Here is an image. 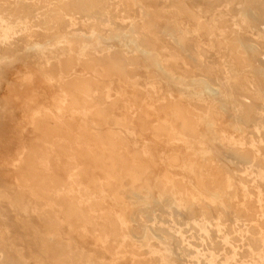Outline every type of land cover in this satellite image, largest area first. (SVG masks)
I'll list each match as a JSON object with an SVG mask.
<instances>
[{
	"label": "bare ground",
	"instance_id": "obj_1",
	"mask_svg": "<svg viewBox=\"0 0 264 264\" xmlns=\"http://www.w3.org/2000/svg\"><path fill=\"white\" fill-rule=\"evenodd\" d=\"M119 1L0 0V38L20 34L25 53L50 78L63 82L69 99L62 108L71 114L65 124L69 132L58 121H35L47 131L50 143L41 151L44 167L32 166L34 173L51 170L49 155L56 161L64 157L63 172L73 178V187L81 188L92 215L89 227L100 236L117 238L122 233L145 256L142 264H175L174 257L185 254L195 255L194 264H216L220 249L235 250L238 243H247L254 262L264 264V50L241 34L249 22L258 28L256 12L240 5L232 19L210 29L222 50L218 68L224 76L211 81L189 68L181 23L162 21L167 43L160 45L155 35L160 18L154 10L140 5L137 13L123 17ZM236 15L240 21L234 20ZM77 24L81 31L64 32V26ZM38 32L40 39L35 40ZM88 72L116 75L121 90L134 93L136 126L140 134L152 130L153 143L132 149L117 133L103 138L75 127V116L93 125H132L127 108L115 117L94 101L96 83ZM55 136L59 145L53 142ZM213 152L234 155L243 172L230 170ZM156 167L186 169L188 174L178 178L162 173L153 179L148 170ZM42 181L57 184L53 177ZM209 196L216 201V221L206 205ZM194 201L201 218L185 222L176 210L181 206L192 213ZM61 207L79 219L73 201ZM228 210L236 229L227 222ZM201 252L206 254L199 257ZM8 263L27 261L12 256Z\"/></svg>",
	"mask_w": 264,
	"mask_h": 264
},
{
	"label": "rangeland",
	"instance_id": "obj_2",
	"mask_svg": "<svg viewBox=\"0 0 264 264\" xmlns=\"http://www.w3.org/2000/svg\"><path fill=\"white\" fill-rule=\"evenodd\" d=\"M137 1L134 5L128 0L119 1L120 15L125 17L128 13H137L140 5L154 10L160 18L155 34L160 45L167 43L164 31H161L162 21L174 20L181 23L182 41L187 50L185 56L190 63L189 68L197 74H206L211 81L216 78L223 80L224 76L218 68L222 50L218 48L217 38L210 34V29L214 26L218 30L219 22L232 19L240 5L242 8L249 6L256 12L258 25V28H251L250 22L243 24L249 28L242 26V36L264 50V32L260 33L264 27V0ZM118 14L114 12L115 16ZM239 18L241 16L236 15L234 20L240 21ZM136 20L141 21L140 17ZM63 30L79 32L81 26H64ZM39 39L38 32L35 40ZM260 61L261 64L264 63L262 59ZM195 67L202 70L199 72ZM77 74L81 72L77 71ZM88 74H91L96 83L94 101L110 108L115 117L119 110L127 108L133 118L132 125L126 128L102 123L93 125L89 119L83 122L80 117L75 116V127H84L88 134L97 132L103 138L117 133L128 141L132 149H141L144 144L153 143L152 130L140 134L134 120L135 95L121 90L118 76L102 77L90 72ZM68 101L63 82L50 78L33 61L31 54L25 53L20 34H11L6 39L0 38V264H9L12 256L22 258L27 264H142L139 260L145 256L135 243L126 241L122 233L117 238L111 235L100 236L89 227L88 224L93 220L92 215L84 205L81 188L73 187V178L63 172L67 164L64 157H60L59 163L53 155H49L47 159L51 170L48 173L44 170L34 173L33 168L44 167L41 151L50 143L46 139L50 137L47 131L36 126L35 121L50 119L65 126L71 114L67 110L62 111V108ZM65 131L69 132L66 126ZM72 134L83 141L82 143L86 142L77 131ZM57 141L59 136L53 137L54 144L59 145ZM213 156L230 170L243 172L234 155L213 152ZM155 159L163 166L160 155ZM162 168L148 170V174L153 179L162 173H175L178 178L188 174L186 169L171 171ZM47 177H53L57 184H44L42 179L47 180ZM70 200L77 207L79 219L63 212L61 205ZM105 200L113 205L110 197ZM215 204L214 198L209 196L206 205L216 221ZM116 207H112L113 213L117 212ZM178 207L180 209L176 211L185 222L200 220V207L197 202L194 201L192 213ZM48 212L52 215L51 218L47 217ZM226 217L230 227L236 229L229 210ZM228 232L226 228L223 231L224 235ZM201 254L206 253L201 252L198 256ZM146 257L151 260L155 258L150 254ZM216 260V264H256L247 243H238L235 250L231 246H225L218 252ZM174 262L194 264L195 255L174 257Z\"/></svg>",
	"mask_w": 264,
	"mask_h": 264
}]
</instances>
